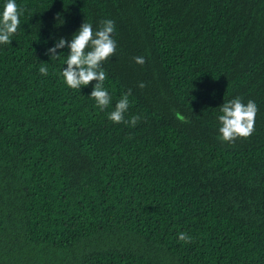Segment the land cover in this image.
Returning <instances> with one entry per match:
<instances>
[{
  "label": "trees",
  "instance_id": "trees-1",
  "mask_svg": "<svg viewBox=\"0 0 264 264\" xmlns=\"http://www.w3.org/2000/svg\"><path fill=\"white\" fill-rule=\"evenodd\" d=\"M16 3L0 44V264H264V0ZM103 20L117 50L101 110L95 81L66 84L70 49L46 51ZM129 89L135 127L108 119ZM237 97L258 107L254 132L226 142L219 108Z\"/></svg>",
  "mask_w": 264,
  "mask_h": 264
},
{
  "label": "clouds",
  "instance_id": "clouds-1",
  "mask_svg": "<svg viewBox=\"0 0 264 264\" xmlns=\"http://www.w3.org/2000/svg\"><path fill=\"white\" fill-rule=\"evenodd\" d=\"M24 10L18 8L16 0H6L4 10L0 14V44L12 43L11 37L17 32L20 26V16ZM115 21L103 20L100 22V28L93 30V25L84 22L79 31L73 36L71 41L63 38L59 39L54 47L47 49L46 55L52 60L64 56L58 54L59 50L68 47L70 54L66 56L67 65L62 72L66 84L72 89H80L95 81L94 88L90 98L96 101L97 107L101 110L106 109L112 102V96L104 86L107 79L106 71L102 65L109 57L114 56L117 50V43L113 34L115 33ZM137 64L143 65V57H135ZM47 63L42 64L39 72L42 75L48 74ZM146 85L141 83L139 87ZM132 90L129 89L122 94L116 102L115 109L108 115V119L116 124L125 123L135 127L140 116H132L130 120L125 119V114L130 107L129 97ZM221 115L218 120L221 124L219 132L221 138L226 142H234L237 138H248L254 132L255 118L258 112L256 103L249 100L246 104L241 98L237 97L225 102L219 108ZM179 241L190 243L192 237L186 232L178 233Z\"/></svg>",
  "mask_w": 264,
  "mask_h": 264
}]
</instances>
